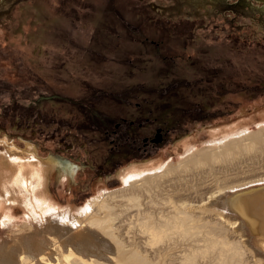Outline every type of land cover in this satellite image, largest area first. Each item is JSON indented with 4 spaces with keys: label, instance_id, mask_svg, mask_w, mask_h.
<instances>
[{
    "label": "rangeland",
    "instance_id": "obj_1",
    "mask_svg": "<svg viewBox=\"0 0 264 264\" xmlns=\"http://www.w3.org/2000/svg\"><path fill=\"white\" fill-rule=\"evenodd\" d=\"M263 111L264 0H0V150L55 163L63 208L124 188L132 165L178 164L187 141L229 138L215 129L257 132ZM247 138L237 155L264 147V131Z\"/></svg>",
    "mask_w": 264,
    "mask_h": 264
},
{
    "label": "bare ground",
    "instance_id": "obj_2",
    "mask_svg": "<svg viewBox=\"0 0 264 264\" xmlns=\"http://www.w3.org/2000/svg\"><path fill=\"white\" fill-rule=\"evenodd\" d=\"M257 117L254 124L264 123V113ZM248 121L215 129L211 137L228 140L213 139L195 153L194 141L185 142L178 164L132 165L121 173L124 188L100 193L80 210L53 196L55 163L32 146L6 142L0 264H264V147L236 154L245 137L261 145L264 127L249 132Z\"/></svg>",
    "mask_w": 264,
    "mask_h": 264
},
{
    "label": "flooded vegetation",
    "instance_id": "obj_3",
    "mask_svg": "<svg viewBox=\"0 0 264 264\" xmlns=\"http://www.w3.org/2000/svg\"><path fill=\"white\" fill-rule=\"evenodd\" d=\"M92 111V110H91ZM87 120H89V119H87ZM82 127H85L84 126V123L82 124ZM86 128V127H85ZM163 132L166 134V130H163ZM162 138H163V140H165L164 138H166L165 136H164V134H163V136H162ZM127 154H128V152H126ZM134 154H136L137 156L136 157H138V156H140V154H138V153H134ZM124 156H120V158H122L121 159V161L123 162V161H126V159H127V156H125V158H123ZM131 158H133V159H138V158H135V156H133V157H131ZM112 160V162H111V164H110V167H111V169H113L115 166H117L118 165V163L117 162H119L120 160H113V159H111ZM116 162V163H115Z\"/></svg>",
    "mask_w": 264,
    "mask_h": 264
},
{
    "label": "water",
    "instance_id": "obj_4",
    "mask_svg": "<svg viewBox=\"0 0 264 264\" xmlns=\"http://www.w3.org/2000/svg\"><path fill=\"white\" fill-rule=\"evenodd\" d=\"M200 125H201V124H200ZM192 127H195V126H194V124H193V126H192ZM184 134H185V133H184Z\"/></svg>",
    "mask_w": 264,
    "mask_h": 264
}]
</instances>
